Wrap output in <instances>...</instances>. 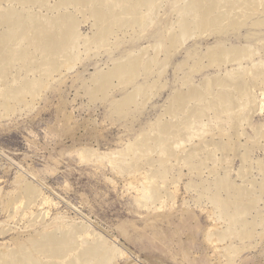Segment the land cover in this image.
I'll list each match as a JSON object with an SVG mask.
<instances>
[{"label":"rangeland","instance_id":"rangeland-1","mask_svg":"<svg viewBox=\"0 0 264 264\" xmlns=\"http://www.w3.org/2000/svg\"><path fill=\"white\" fill-rule=\"evenodd\" d=\"M189 1H160L144 28L122 26L116 40L82 48L72 67L54 73L31 105L0 109V252L26 243L59 217L60 227L85 224L89 240L101 235L107 246L115 245L114 264H264V70L258 71L264 66V0L252 11L238 9L215 27L196 26L173 41ZM12 4L18 5L0 0V10ZM91 21L81 24L83 34H92ZM143 46L144 69L126 82L114 78L105 92L91 95L99 73ZM239 46L249 47L253 56H215ZM239 69L258 103L249 108L258 107L232 124L218 105L208 103L219 90L216 80ZM136 88L132 102L116 103ZM191 90L204 91L206 101L190 98L185 108L177 106L176 99L191 96ZM232 92L237 101L249 97ZM194 105H204L193 120L209 132L202 144L198 136L186 142V148L192 144L190 156L168 155L149 136L166 122L182 128ZM136 144H145L140 160L133 159ZM113 154H127V164L117 166ZM132 163L140 165L138 171ZM140 173L155 183H142ZM30 189L45 197L40 209L28 204ZM38 210L49 215L27 233L25 225ZM221 228L227 230L222 241Z\"/></svg>","mask_w":264,"mask_h":264},{"label":"bare ground","instance_id":"bare-ground-1","mask_svg":"<svg viewBox=\"0 0 264 264\" xmlns=\"http://www.w3.org/2000/svg\"><path fill=\"white\" fill-rule=\"evenodd\" d=\"M9 1H16V4L18 5L16 6L12 4L11 7L5 8L3 11L0 10V109L3 110V112L5 111V113L13 111L14 109H16L17 106L20 109L19 105L21 104L22 105L24 104V106L31 105L32 102L36 99V97L40 94V92L43 91L42 89L47 86L48 81L52 78L54 73L59 72L64 68L68 69L72 67V65L77 60V57H80L79 52L82 50V48H88V46L96 42L97 43L99 42V44L105 43L111 40V38L116 40L118 38V33H117L118 31L116 32L115 30L120 29L122 26H126L127 29L128 27H130V25H136L139 28H144V23L146 22V20L151 18L152 14L154 13L160 1L162 0H9ZM258 1L259 0H190L185 5V9L178 20V30L174 35L173 41L188 36L194 28L196 29V26L198 28L215 27L218 24H220V22L224 20L226 17L235 16L234 12H236L238 9H242L245 11H252L255 9V6ZM70 8H72L73 11L70 10ZM191 11H196L195 15L191 14ZM74 12H76V14ZM77 13L82 14V17H79ZM87 20H92L91 21L92 34L89 35L83 34L80 29L81 24L86 22ZM132 28L134 30V27ZM248 48L249 47L247 46L222 48L221 51L219 49V53H217L215 56L216 58L219 59L223 58L225 60L226 59L230 60L229 58L231 56H233V59L239 58L237 60H240V57L244 55H247L249 57L251 55L252 57L253 56L252 53L254 51L251 50L252 52L251 53ZM140 68L144 69V46L141 47L136 54L135 53L129 54L126 60L117 62L107 71H103L99 73V75L94 79L95 80L94 85H92L94 87H92V89L90 90L91 95L98 96L99 93L102 94V92H105L108 88H110L111 84L113 85L114 82L112 80H115L114 78H118L119 81L123 80L125 82L132 80L134 76H136L135 74H137ZM21 70H25L26 73L25 74L21 73ZM243 70H244L243 72H245L248 69H243ZM260 70H264L263 65H259L258 71L261 72ZM241 71L242 70L240 69L238 71H235L234 73L232 71V73H228L224 77H220V79L218 80H216L217 78L216 79L214 78L216 80L215 83H217L219 87V90L213 96L210 95L212 97H210L211 100H209L210 102L208 103L209 108H211L210 106L218 105L217 107L223 110L224 114H226L229 117V121L232 124L238 123V121H240L242 118L245 119L244 116L250 109L249 107L253 105L252 104L253 101H255L256 103L254 97L250 96L249 90L252 87L250 86V81L248 83L245 80V77H243L244 73L241 74ZM29 74H31L32 76L29 77ZM206 85H208V83ZM138 88H136L133 91L127 92L116 103L122 102L124 104L125 100L132 102V100L135 99L134 95L138 93L136 91ZM138 91L140 90L138 89ZM232 91H236L240 93V95L246 94L249 97L244 101H237V98L234 99L233 98L234 96L231 95L232 93L235 94V92ZM134 92L135 94L132 95ZM205 92H208L210 94V91L207 89L205 90ZM205 92L200 90V91L192 92L191 96L190 95L185 96V94L181 95L180 97H178V99L175 98L177 101L176 104H178L177 106L182 105V108L183 107L185 108L183 104L187 102L188 99L194 98L199 101L203 98ZM261 94L263 95V99H264V90L262 91ZM204 99L206 101V97L203 98L202 101ZM200 103L201 101L198 104ZM35 104L36 103H34V106ZM206 104L207 103H205L204 105L206 106ZM208 104L206 107H208ZM204 105H202V107ZM191 106L192 105H190V107ZM194 106L195 108L190 110V112L186 115V117L184 116L185 117L184 122L183 120L181 121L182 124L184 123V126L182 128L179 129L176 128L175 126H171L173 123L169 125L168 122H166L168 124L164 122L165 124L162 123L159 129L154 131L149 136L154 140L156 145L161 147L162 150L168 155H174L178 151H181L182 156L183 155L190 156L192 144L186 148V142H190L194 136L196 137L198 136L197 138L200 139L199 140L200 142L198 143L202 144L201 142L202 139H205L206 133L209 132L207 129L203 128L204 125L200 127L196 126L193 117L200 113L201 110L199 108L201 106L199 107L197 105L199 108H197L196 105ZM202 107L201 109H203ZM255 107H258V105ZM255 107L251 109L254 110ZM253 110H251L249 114L252 113ZM204 111L207 112V110ZM175 113L176 110L174 114ZM246 116L249 117L247 114ZM227 133L229 135L230 132L227 131ZM227 133L224 131L221 134L227 135ZM232 136H234V134ZM228 142L230 143V141ZM137 144L134 147L136 151L134 152L133 159L140 160L142 157H144L143 147L145 146V144H139V145ZM127 146L129 145L127 144ZM117 152L119 153L120 151ZM125 156L122 154V155H118V157H115L114 159L115 164L119 167L126 165L127 163L125 161L126 160ZM222 158H220V160ZM100 159H102V157ZM223 159L227 160L225 158ZM129 161L130 160H128L127 162ZM190 161L192 164V159ZM129 166H132L134 167V169L137 170V168L140 165L138 163L137 165L132 163ZM141 176L144 181V174H141ZM152 176L153 175H151V178L153 179ZM147 181L149 182L150 180ZM147 181H144L142 183L145 182L147 183ZM150 182H154V180L153 181L151 180ZM250 183L252 184V182ZM28 187L26 190H28ZM250 187H252V185ZM143 189L146 190L149 188H143ZM36 191L30 189L29 192L30 200L28 201V204H32V206H36L37 208L40 209L41 208L40 206H42L45 203L44 202L45 197L40 198V191L38 190L39 193ZM142 196L144 195L142 194ZM39 199H41L42 201H38ZM234 199L236 200V198ZM230 204L231 203H229V205ZM26 208L27 206L25 207V209ZM29 208L30 207H28L27 210H29ZM234 211L239 212L236 210ZM31 215H33L32 219H30V221L28 220L29 223L25 225L26 226L25 229L27 233L28 232L31 233L35 229V227L39 226L40 225L39 220L42 221L46 219L49 215V212L48 210H44V211L38 210V212L32 213ZM58 219L59 217L52 218L46 224L47 226L45 227L44 231L41 234H38L33 238H28L26 243L20 244L17 248L14 247L15 249H11V250L7 249V251L0 252V264H114L116 262L115 259H117L116 257L118 256L117 254L118 249L115 247V245L111 247L107 246L105 243V239L102 238L101 235L94 237L92 241L89 240L87 238V236L89 235V231L88 230L85 231L87 227L84 230L82 229V227L85 226V224L80 227L77 225H73L72 222H68L67 224H65L66 226L63 228L60 227L58 223ZM229 220L231 222L233 221L234 223V220H231L230 218ZM241 220H243V218ZM55 225H58L56 228L57 231H55L54 229L51 230L46 229L48 227H52ZM251 227H254V224ZM24 231L25 230H23V232ZM21 233L22 232H20V234ZM226 235H227V230H222L221 228V230H219L218 232V236L221 238L219 240L222 241V238H224ZM230 246L229 248L231 250L229 251H232L231 248L232 246L231 247ZM216 248H218V246Z\"/></svg>","mask_w":264,"mask_h":264}]
</instances>
